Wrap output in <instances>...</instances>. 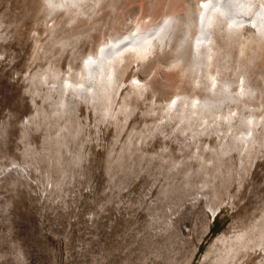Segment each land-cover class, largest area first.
I'll return each mask as SVG.
<instances>
[{
  "label": "rangeland",
  "instance_id": "374dc122",
  "mask_svg": "<svg viewBox=\"0 0 264 264\" xmlns=\"http://www.w3.org/2000/svg\"><path fill=\"white\" fill-rule=\"evenodd\" d=\"M109 1L65 14L0 0V264H264V37L221 24L227 41L200 69L156 62L141 81L129 72L157 50H126L94 99L64 93L128 24L185 16L202 0ZM211 79L231 95L192 108L216 96ZM174 96L184 102L169 113Z\"/></svg>",
  "mask_w": 264,
  "mask_h": 264
},
{
  "label": "bare ground",
  "instance_id": "6f19581e",
  "mask_svg": "<svg viewBox=\"0 0 264 264\" xmlns=\"http://www.w3.org/2000/svg\"><path fill=\"white\" fill-rule=\"evenodd\" d=\"M46 1L51 6H62L65 10V14H67L72 7L79 8L82 4H79L81 0ZM83 1H87L91 5L94 4V6H98L100 4V0ZM104 1L106 2V0ZM111 1L112 0L109 2ZM91 5L90 7H92ZM83 19H85V17ZM88 19H90L89 16L87 20ZM128 25L130 26V30L124 36L102 44L96 50L95 54L93 53L83 60L79 73L75 75V78L78 80H75L76 82L73 83L69 82L67 79V83L70 85L64 87V93L67 90H70L71 93L76 94V97L81 96L87 97L90 100L94 99V95L97 94L98 90L104 89L105 87L109 88L114 85L116 62L119 60L118 58H120V56H123L126 50H131L137 57L141 58L144 55L146 56V54L148 55L149 52L155 54L154 51L157 50L154 59L145 67L143 71L131 70L132 72H129V76L133 77V79L137 81L147 78V71L156 62L168 63L171 60H178V62L184 64L185 66L186 64L187 66L190 64V67L193 66L194 68L196 67L200 69L201 66L204 65L203 63H208L210 58H212L211 55L216 53V45H221L224 41L225 35L219 32L223 28L234 32L237 27H250L262 36L260 38L263 39L264 0H202L195 10L185 16L166 14V16L160 21L152 25L149 24V26H138L133 23ZM220 25L222 28L219 30L218 28ZM232 34H229L231 36H229V38L227 36V39H231ZM178 79L179 77L174 75L168 80L170 88L178 83ZM244 83L240 85V90L237 94L244 95L248 92ZM210 87L214 89L216 96H208L202 100H200V98L199 100L195 99L190 102V106L192 108L196 107L202 110L205 107L216 105L219 97H223L226 94L231 95L229 87L223 83H218L215 79L210 83ZM230 97L232 98V96ZM235 101H237V98ZM182 102H184V100L179 96H174L173 98L170 97V100L166 104V110L169 113L174 112V110H177L176 108H178ZM235 115L236 114L228 115V118H235ZM244 116H242L240 126L243 130H241L239 135H237L236 139L244 145H247L252 141L253 130L250 127L251 121L250 124H248L249 120L247 121ZM211 140H214V138ZM213 212V215H215L216 211ZM262 251H264V248Z\"/></svg>",
  "mask_w": 264,
  "mask_h": 264
},
{
  "label": "trees",
  "instance_id": "16d2710c",
  "mask_svg": "<svg viewBox=\"0 0 264 264\" xmlns=\"http://www.w3.org/2000/svg\"><path fill=\"white\" fill-rule=\"evenodd\" d=\"M220 223V219L218 217V214H216L213 217V222H212V226L210 227V230L213 233H215L219 228H218V224Z\"/></svg>",
  "mask_w": 264,
  "mask_h": 264
},
{
  "label": "built area",
  "instance_id": "2783aa9c",
  "mask_svg": "<svg viewBox=\"0 0 264 264\" xmlns=\"http://www.w3.org/2000/svg\"><path fill=\"white\" fill-rule=\"evenodd\" d=\"M216 214V213H215ZM214 215H212V219H213Z\"/></svg>",
  "mask_w": 264,
  "mask_h": 264
}]
</instances>
